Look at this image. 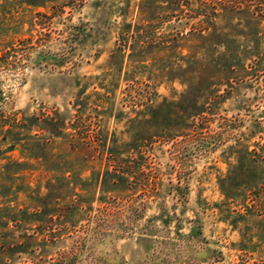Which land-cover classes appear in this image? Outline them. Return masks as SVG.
Masks as SVG:
<instances>
[{
	"label": "rangeland",
	"instance_id": "obj_1",
	"mask_svg": "<svg viewBox=\"0 0 264 264\" xmlns=\"http://www.w3.org/2000/svg\"><path fill=\"white\" fill-rule=\"evenodd\" d=\"M0 264H264V0H0Z\"/></svg>",
	"mask_w": 264,
	"mask_h": 264
}]
</instances>
